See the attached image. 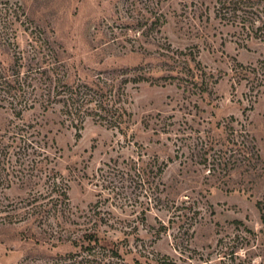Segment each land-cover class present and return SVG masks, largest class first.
Returning a JSON list of instances; mask_svg holds the SVG:
<instances>
[{
  "label": "rangeland",
  "instance_id": "rangeland-1",
  "mask_svg": "<svg viewBox=\"0 0 264 264\" xmlns=\"http://www.w3.org/2000/svg\"><path fill=\"white\" fill-rule=\"evenodd\" d=\"M151 2L0 0L3 65L9 64L8 44L15 35L22 38L24 30H40L65 50L73 78L90 80L99 72L121 67H149L154 78L129 87L132 119L122 132L88 122L78 134L54 116L43 119V131L52 132L59 150L53 165L69 183V206L66 215H51L44 225L28 217L0 226V264H56V258L78 251L71 240L90 223L120 242L127 264H155L163 256L176 264H264V228L258 209V202L264 204V177L252 187L237 175L241 191L228 185H202V173L179 177V161H170L175 156L174 135L153 130L159 114L199 113L214 122L247 117L264 168V97L254 103L250 86L236 74L239 65H256L264 58V42L257 39L264 30L257 35L229 22L231 11L230 19H222L218 0H164L167 24L155 28L149 38L160 47L148 45L147 51L130 52L135 32L125 37L117 27L131 24L136 8ZM116 37L119 42L131 41L125 43L128 48L113 43ZM184 63L208 84V92L199 95L185 82L158 80L178 76V70L168 71ZM31 118L28 114L25 120ZM10 121L0 110V137ZM139 157L145 162L157 157L168 165L160 181V177L147 179L138 171L140 164L135 169L132 159ZM28 193L15 186L5 196L19 203ZM1 201L7 203L2 196Z\"/></svg>",
  "mask_w": 264,
  "mask_h": 264
},
{
  "label": "trees",
  "instance_id": "trees-1",
  "mask_svg": "<svg viewBox=\"0 0 264 264\" xmlns=\"http://www.w3.org/2000/svg\"><path fill=\"white\" fill-rule=\"evenodd\" d=\"M163 1L152 0L146 8L137 7L135 12L138 14L132 17V23L117 27L125 37L135 32L136 39L130 52L137 49L147 51L148 45L160 47L155 38H149L155 28L167 24ZM218 3V16L222 19H230L231 11L229 22H236L242 29H249L257 35L264 30V6L261 5L264 0H218ZM258 38L264 42V36ZM114 40L113 43L123 49L128 48L125 43L131 42L128 39L119 42L117 37ZM8 45L11 53L9 64L0 63V110L11 118L0 137V196L7 202H0V226L24 221L28 217L44 225L50 221L51 215L56 218L58 213L66 215L69 183L53 165L59 150L55 139L50 137L52 132L43 131V119L48 115L54 116L61 126L78 134L88 122L122 132L132 119L128 107L129 87L153 82L154 78L150 76L149 67L114 68L99 72L90 80L73 78L65 50L52 43L40 30H24L22 38L15 35L13 43ZM180 66L170 67L168 71L178 70V76L158 80L185 82L192 86L190 88H196L195 94L199 95L208 92V84L195 74L189 63ZM236 74L240 81L245 80L250 86L254 103L264 97L263 57L256 65H239ZM28 114L34 118L25 120ZM250 126L247 117L243 121L230 117L214 122L199 113H184L181 117L159 114L153 130L174 135L175 156L170 161H179V177L202 173V185H228L232 191H241L244 189L238 187L237 175L252 187L264 177L256 138ZM132 162L135 169L141 165L138 171L141 170L147 179L160 177L159 181L168 167L164 162L159 163L157 157L150 162H145L142 157L137 161L132 159ZM15 186L30 192L19 203L5 196V191ZM258 209L264 228L263 202H258ZM20 210H25V213L19 214ZM159 223L165 230L162 221ZM90 224L71 240L78 251L56 258V264H127L121 254L120 242L102 234L97 229L98 224ZM248 233L254 235L252 231ZM155 264L176 262L163 256ZM249 264L255 263L251 261Z\"/></svg>",
  "mask_w": 264,
  "mask_h": 264
}]
</instances>
